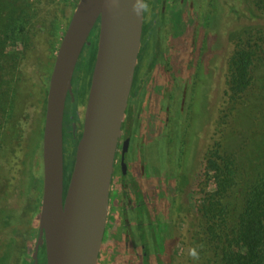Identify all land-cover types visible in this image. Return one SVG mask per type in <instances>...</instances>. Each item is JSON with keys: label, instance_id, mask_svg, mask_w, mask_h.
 Returning <instances> with one entry per match:
<instances>
[{"label": "rangeland", "instance_id": "rangeland-1", "mask_svg": "<svg viewBox=\"0 0 264 264\" xmlns=\"http://www.w3.org/2000/svg\"><path fill=\"white\" fill-rule=\"evenodd\" d=\"M77 1L0 0V264H32L48 80ZM162 2L154 9L162 55L155 75L181 99L183 114L177 117L176 143L162 154L166 168L175 171L161 176L155 250L162 264H231L236 211L244 202L239 198L264 176V147L257 144H264V0ZM94 31L88 65L80 66L73 84L78 134L96 51ZM152 120L150 115L145 129L153 134ZM72 150L63 152L64 187ZM119 252L105 240L98 264H114Z\"/></svg>", "mask_w": 264, "mask_h": 264}, {"label": "water", "instance_id": "water-1", "mask_svg": "<svg viewBox=\"0 0 264 264\" xmlns=\"http://www.w3.org/2000/svg\"><path fill=\"white\" fill-rule=\"evenodd\" d=\"M138 0H78L50 72L41 141L42 193L32 264L44 246L45 264H96L113 162L142 42ZM97 26L83 123L64 187L63 115L72 76Z\"/></svg>", "mask_w": 264, "mask_h": 264}, {"label": "flooded vegetation", "instance_id": "flooded-vegetation-1", "mask_svg": "<svg viewBox=\"0 0 264 264\" xmlns=\"http://www.w3.org/2000/svg\"><path fill=\"white\" fill-rule=\"evenodd\" d=\"M143 49L142 33L141 49L113 162L108 212L96 264L105 240H110L113 248L120 249L118 257L114 256V264H162L160 254L156 252L160 232L161 176L167 174V163L162 154L168 152L172 141L176 143L177 132L181 130L177 117L183 114V107L177 106L181 99H175L176 94L170 90L168 82L163 78L156 79L157 66L161 65L162 59L159 45L147 47L144 52ZM160 73L163 76V70ZM182 74L183 71L179 76ZM150 115L154 123L153 134L145 129ZM65 125L63 122V152L73 147V161L75 146L71 142L78 139L76 122H71L70 129ZM170 127L172 134L168 137ZM39 249H44V246Z\"/></svg>", "mask_w": 264, "mask_h": 264}, {"label": "trees", "instance_id": "trees-1", "mask_svg": "<svg viewBox=\"0 0 264 264\" xmlns=\"http://www.w3.org/2000/svg\"><path fill=\"white\" fill-rule=\"evenodd\" d=\"M10 2H13V0H10ZM145 2L147 3L149 8L148 15H146L143 20V46L146 50L147 47H150L152 45H158L157 32L155 31L157 30L159 24L158 20H156L154 16V9L157 3H160V5L163 7V2L162 0H145ZM97 26L98 24L96 23L93 29L91 30L88 37L90 43L88 45H84L82 54L80 55V58L78 59L73 72L71 83L74 99L71 100V96L67 95L63 115V122L66 124L65 127H67V129L71 128L72 121L77 122L78 120L77 107L75 101L77 89L76 86L73 88V84H75L77 80V75L79 73L80 66L85 67L88 65V55L93 48V41L91 36H93L95 32L94 30L97 29ZM152 37L155 38L154 42ZM72 144L75 146L76 138L72 142ZM257 144H259L258 148L261 147L260 150L262 151L264 144L260 142H257ZM260 150H258V152H260ZM254 153L256 152L254 151ZM262 157L263 156H261L260 159H262ZM262 178L263 179L261 183H259L260 181H258L257 183L251 185L253 189L249 194L247 192L245 195H243L244 197L239 198L243 199L244 202L240 209L238 208L236 211V242H232L231 244V251H233L235 257L233 259V263L231 264H264V176ZM246 180L247 178L245 179V181ZM245 181L243 180L242 183ZM38 182L39 180L35 178L33 183L36 185H32V194L30 198L33 199L32 202L34 204L35 197L39 193ZM237 192L240 193L239 191ZM238 197L239 195L236 196V200ZM41 251L43 252L44 264V249H39V253ZM39 253L38 258L40 256Z\"/></svg>", "mask_w": 264, "mask_h": 264}, {"label": "clouds", "instance_id": "clouds-1", "mask_svg": "<svg viewBox=\"0 0 264 264\" xmlns=\"http://www.w3.org/2000/svg\"><path fill=\"white\" fill-rule=\"evenodd\" d=\"M147 10H148V5L145 2V0H138L137 6H136V11L138 13H143V12H146ZM189 254L194 258H197V256H198L195 249H190Z\"/></svg>", "mask_w": 264, "mask_h": 264}]
</instances>
